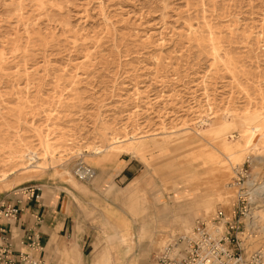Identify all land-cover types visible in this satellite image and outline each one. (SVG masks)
Instances as JSON below:
<instances>
[{"label": "rangeland", "instance_id": "rangeland-1", "mask_svg": "<svg viewBox=\"0 0 264 264\" xmlns=\"http://www.w3.org/2000/svg\"><path fill=\"white\" fill-rule=\"evenodd\" d=\"M262 116L264 0H0V196L63 191L79 210L44 264L74 242L83 264L95 246L101 264H152L231 204L236 166L264 189V150L243 148L249 125L264 145Z\"/></svg>", "mask_w": 264, "mask_h": 264}, {"label": "built area", "instance_id": "built-area-1", "mask_svg": "<svg viewBox=\"0 0 264 264\" xmlns=\"http://www.w3.org/2000/svg\"><path fill=\"white\" fill-rule=\"evenodd\" d=\"M249 163L233 169L228 184L235 191L230 205L219 206L212 214L200 216L193 222L188 235H178L162 249L154 252L152 264H264V250L246 243L245 221L251 205L261 200L264 191L258 184L248 186ZM75 176L80 182H89L95 170L79 163ZM41 190L34 186L24 187L14 193V199L0 206V221L15 223L22 212L25 198L39 201ZM33 225L18 240L21 249H15L14 237L0 228V264H44V248L40 232L36 229L40 217L33 216ZM257 240V239H256Z\"/></svg>", "mask_w": 264, "mask_h": 264}, {"label": "crops", "instance_id": "crops-1", "mask_svg": "<svg viewBox=\"0 0 264 264\" xmlns=\"http://www.w3.org/2000/svg\"><path fill=\"white\" fill-rule=\"evenodd\" d=\"M121 162H123L124 164L122 165V167H120L117 178H125V175L131 172V161L126 162L122 159ZM45 194L46 197H41L39 201L25 198L23 201L22 212L19 215L17 222L7 223L4 220L0 221V228H5L8 232H11L12 236L14 237L15 249H21L18 240L22 239L26 235L27 230L33 225V216H35L36 214H38L40 217V222L36 229L41 234L44 250H51L57 247V237H70V235L73 234V223L79 216V210L73 198L68 193H65L63 191L59 193L57 192V194H55L52 199H47V193ZM7 200V198H3L0 196V206L6 203ZM129 232L130 233L128 234L121 235H119L117 232H113L109 235L105 231H103V235L107 243L112 242L109 241V237L113 236H116L118 238L117 240L113 241L120 242V239L124 237V235L129 236L131 234L130 230ZM77 246V243L74 242L68 247L64 246V248L62 249V254L67 264H83L82 253L80 252V250H78ZM105 252L104 254H106ZM102 253L103 252L101 251L99 246H95L93 248V264H101ZM46 254L47 252L45 251V256Z\"/></svg>", "mask_w": 264, "mask_h": 264}, {"label": "bare ground", "instance_id": "bare-ground-1", "mask_svg": "<svg viewBox=\"0 0 264 264\" xmlns=\"http://www.w3.org/2000/svg\"><path fill=\"white\" fill-rule=\"evenodd\" d=\"M261 119H264V116L261 117ZM247 129V128H246ZM248 134H247V138L244 140V144H243V148L245 149H248L250 148V146H254V148H257L259 147V150H264V145H261V143H258L257 141V128L252 126V125H249L248 126V129L246 131ZM46 137V136H45ZM44 138V137H43ZM43 141V139H42ZM112 141H118L116 139L112 140ZM45 142V141H43ZM242 142V141H241ZM119 143V142H118ZM44 146V144H43ZM46 147V146H45ZM49 151V150H48ZM52 151V150H51ZM43 152V151H42ZM94 152L96 155L100 154V150L98 149H94ZM257 152V151H256ZM51 153L47 152L46 149L43 153V158L46 159V158H50L51 160H54L51 158ZM20 157V156H19ZM16 158V157H15ZM33 161V160H32ZM47 161V160H46ZM17 162V161H16ZM24 162V161H23ZM48 162V161H47ZM21 163V162H20ZM19 164V163H18ZM26 164V163H25ZM17 165V164H16ZM18 171V170H16ZM12 175V174H11ZM4 181H6V174H2L0 176V183H4ZM7 184V183H5ZM246 184L248 186H251L253 184H257L256 180H255V177L251 176L250 174V177L249 179L247 180ZM262 183L260 182L258 184V187H259V191H264V189H262ZM8 185V184H7ZM11 185V184H10ZM9 186V185H8ZM264 196V195H262ZM264 202V197H262L261 200H258V201H255L251 207H250V210H249V213L246 217V221H245V233H244V238H245V241L246 243H252V242H255L254 243V246H257L259 248H261L262 250H264V228L260 229L259 230V227H258V224L257 222L260 221L262 222V227H264V207H259V204ZM206 206V210L210 209L211 207V203H208L205 205ZM257 216L256 218L259 217V219L256 221L255 223V218L254 216ZM255 219V220H254ZM147 228V227H146ZM262 232V233H261ZM124 242H131L132 243V240L129 236H126L124 235V237H122ZM118 238L116 236H113L112 237V241L113 240H117ZM257 239V240H256ZM110 240V241H111ZM44 248V247H43ZM127 252V251H126ZM130 252V251H129ZM110 257L112 258V255H110Z\"/></svg>", "mask_w": 264, "mask_h": 264}]
</instances>
